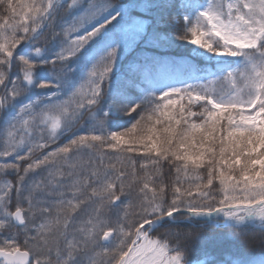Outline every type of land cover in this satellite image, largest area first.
Masks as SVG:
<instances>
[{"label": "snow or ice", "instance_id": "snow-or-ice-1", "mask_svg": "<svg viewBox=\"0 0 264 264\" xmlns=\"http://www.w3.org/2000/svg\"><path fill=\"white\" fill-rule=\"evenodd\" d=\"M0 159V264H264V0H0Z\"/></svg>", "mask_w": 264, "mask_h": 264}, {"label": "trees", "instance_id": "trees-1", "mask_svg": "<svg viewBox=\"0 0 264 264\" xmlns=\"http://www.w3.org/2000/svg\"><path fill=\"white\" fill-rule=\"evenodd\" d=\"M114 2H115V0H114ZM62 14H63V13H61V15H62ZM58 21H59V17L57 18V22H58ZM48 35H49V33L46 32L45 35H44V37H41V42H43L44 38L47 37ZM180 51H183V50H180ZM0 162H3V160L0 159ZM160 231H163V229H161ZM256 235H257V237H258V236H259V233H257Z\"/></svg>", "mask_w": 264, "mask_h": 264}]
</instances>
